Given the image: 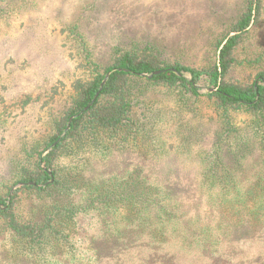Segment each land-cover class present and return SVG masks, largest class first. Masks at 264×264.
<instances>
[{
	"label": "trees",
	"instance_id": "1",
	"mask_svg": "<svg viewBox=\"0 0 264 264\" xmlns=\"http://www.w3.org/2000/svg\"><path fill=\"white\" fill-rule=\"evenodd\" d=\"M246 1L208 65L169 61L157 46L130 49L75 82L71 104L43 147L29 153L30 166L0 191L13 252L66 241L77 209L93 207L98 224L78 258H88L85 264H264V70L245 84L227 77L264 8V0ZM5 3L15 8L24 0ZM131 147L142 150L137 159L124 157L120 170L109 164ZM64 158L82 163L74 177L59 169ZM70 187L82 191L77 205L63 199ZM32 189L61 197L52 196L43 215L20 216L14 200Z\"/></svg>",
	"mask_w": 264,
	"mask_h": 264
},
{
	"label": "rangeland",
	"instance_id": "2",
	"mask_svg": "<svg viewBox=\"0 0 264 264\" xmlns=\"http://www.w3.org/2000/svg\"><path fill=\"white\" fill-rule=\"evenodd\" d=\"M12 6H0L1 192L12 185L16 171L30 166L29 153L43 147L53 123L71 104L77 80H88L103 72L125 50L140 53L154 46L169 61L196 67L208 65L219 55L216 44L247 10V1L24 0L21 7ZM259 70H264V8L261 15L253 16L227 77L250 83ZM199 86L208 92L206 85ZM158 96L169 99L166 93ZM202 110L210 116L205 104ZM131 148L134 149L121 153L123 157L109 164L120 170L126 164L122 163L124 157L137 159L134 155L142 150ZM64 159L59 169L70 171L74 177L82 163ZM20 185H13L11 192ZM70 188L63 199L77 205L82 191ZM52 196L59 198L61 194L21 190L13 209L24 217L43 215ZM89 208L77 209L68 222L66 241L42 243L33 252H13L16 244L8 240L0 220V264H85L88 258L78 260L83 256L80 252H87L83 238L93 232L90 226L96 227L99 216L97 210L88 211Z\"/></svg>",
	"mask_w": 264,
	"mask_h": 264
},
{
	"label": "water",
	"instance_id": "3",
	"mask_svg": "<svg viewBox=\"0 0 264 264\" xmlns=\"http://www.w3.org/2000/svg\"><path fill=\"white\" fill-rule=\"evenodd\" d=\"M221 47H222V46H221ZM116 70H117V68H114V69L111 70L110 72H107L106 77H105V79L103 80L102 85H104V83H105L106 80L109 78V76L111 75V73H112L113 71H116ZM208 91H210V89H208ZM77 115H78V114H77ZM77 115L72 116V117L70 118V121H71L75 116H77ZM70 121H69V123H70Z\"/></svg>",
	"mask_w": 264,
	"mask_h": 264
}]
</instances>
